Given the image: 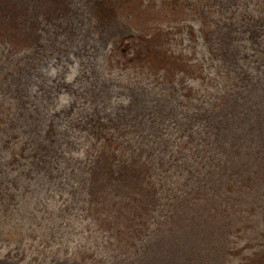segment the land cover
Instances as JSON below:
<instances>
[{"label": "trees", "instance_id": "obj_1", "mask_svg": "<svg viewBox=\"0 0 264 264\" xmlns=\"http://www.w3.org/2000/svg\"><path fill=\"white\" fill-rule=\"evenodd\" d=\"M69 5L0 0V236L21 240L15 257L35 264L42 248L75 241V264H169L150 246L157 229L175 230L185 202L229 220L226 249L207 264H264V234L249 243L235 220L240 196L264 188V0H94L90 35L127 10L155 9V22L125 37L134 54L118 60L142 81L116 83L111 56L90 86L117 91L112 109L83 89L31 122L23 78L43 47L37 27Z\"/></svg>", "mask_w": 264, "mask_h": 264}, {"label": "rangeland", "instance_id": "obj_2", "mask_svg": "<svg viewBox=\"0 0 264 264\" xmlns=\"http://www.w3.org/2000/svg\"><path fill=\"white\" fill-rule=\"evenodd\" d=\"M93 3L94 0H70V5L60 20L47 26L38 25L37 28L43 35V47L35 53L36 65L25 70L23 78L31 122H39L52 109H68L74 98L72 94H79L83 89H90L89 93L96 95L102 111L112 109L117 91L103 83L95 90L90 86V77L95 75L111 56L116 58V61L112 72H107L113 74L116 83L142 81V75L125 70L119 66L118 60L134 54L131 40L125 37L136 31V27L155 22V9H139L134 11V14L127 10L122 19L100 29L97 34L90 35ZM64 81L74 84V87L70 88L71 91L64 87ZM258 94L256 101L264 98L261 89ZM153 99L151 92H142V102L151 103ZM65 114L64 112L63 116ZM3 144L4 138L0 137V165L6 162ZM47 188L59 193L62 191L61 186H47L43 191ZM239 199L241 204L236 206L235 220L244 225L243 238L254 244L258 242L260 235L264 234V188L246 192ZM167 205L171 210L176 209L169 203ZM217 207L211 203L205 207H188L185 202L180 204L178 214L171 218L175 230L171 231L170 227L157 229L156 239L150 246L151 253L169 264H173L177 254L182 256L181 262L184 264H207L206 260L220 258L227 243L226 236L221 237V234L226 232L229 220L216 217ZM219 227L225 230L218 231ZM81 228L82 225L76 222L69 231L75 232L73 236L77 239ZM236 241L241 242L240 246L245 243L238 237ZM75 243L74 241L54 248H42L41 253H44V256L42 255L40 261L35 264H75L74 252L80 248L75 246ZM20 245L21 240L14 244L6 235H1L0 264H31L15 257L16 248Z\"/></svg>", "mask_w": 264, "mask_h": 264}]
</instances>
